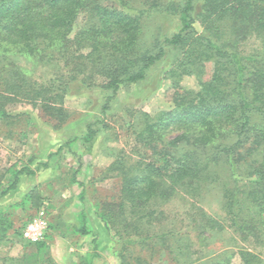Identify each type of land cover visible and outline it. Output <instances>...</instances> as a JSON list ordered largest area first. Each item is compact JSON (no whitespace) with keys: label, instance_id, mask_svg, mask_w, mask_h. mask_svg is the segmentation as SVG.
Masks as SVG:
<instances>
[{"label":"trees","instance_id":"16d2710c","mask_svg":"<svg viewBox=\"0 0 264 264\" xmlns=\"http://www.w3.org/2000/svg\"><path fill=\"white\" fill-rule=\"evenodd\" d=\"M156 14L179 26L147 41L145 19ZM81 15L83 26L72 37ZM10 48L62 71L37 88L4 65L0 54V119L12 116L8 104L27 100L59 127L70 116L61 104L67 92L103 88L104 115L123 87L144 82L153 67L170 59L165 77L175 88L172 109L134 114V146L106 171L117 173L119 196L94 204L97 217L114 231L112 254L118 264H152L158 256L168 264H232L236 256L239 264H264L256 251L264 248V0H0V50ZM185 76H195L199 89L183 88ZM96 126L88 123L49 158L76 141L91 148ZM169 130L178 134L166 141ZM34 160L0 173V199L23 176L49 167L45 161L33 168ZM72 181L82 187L84 201V183ZM211 189L220 193L221 215L201 204ZM172 199L185 201V214L167 217L163 206ZM11 227L0 210V244ZM73 229L93 234L96 249L86 210ZM215 236L226 237V245L214 253L207 247ZM25 241L35 250L0 264H56L45 238ZM99 256L94 250L80 264Z\"/></svg>","mask_w":264,"mask_h":264},{"label":"rangeland","instance_id":"374dc122","mask_svg":"<svg viewBox=\"0 0 264 264\" xmlns=\"http://www.w3.org/2000/svg\"><path fill=\"white\" fill-rule=\"evenodd\" d=\"M83 22L84 15H81L72 37L83 26ZM178 26L174 19L156 14L145 19L143 35L145 40L152 41L155 36L172 33ZM195 26L199 31L202 30L199 22ZM253 41L245 48L250 49ZM0 54L6 56L4 65L21 72L23 78L27 81L29 78L37 88L48 85L62 71L60 65L39 62L19 48H10L7 52L0 50ZM169 63L170 59H166L153 67L144 82L123 87L111 109L104 115L101 113L106 98L103 88L92 87L82 93L67 92L61 104L69 110L70 116L60 127L44 114L39 104L18 100L7 105L12 116L6 120L0 119V173L11 167L30 165L32 157L35 158L31 163L33 168L38 162L45 161H48L49 167L41 169L34 176H23L18 188L0 199V210L7 214L8 222L12 224L7 239L0 244L1 261L3 258H19L35 250V246L23 238L22 229L40 210H44L48 220L45 239L56 264H80L82 256L94 250L100 256L93 264H118L112 254L114 231L108 230L97 217L94 204L98 200L119 196L117 173L106 171L122 150L129 153L134 146V135L129 130V122L134 114L142 110L154 115L172 109L175 88L172 81L165 77ZM181 85L183 88L199 89L195 76H185ZM90 122H97L96 128L99 129L91 148L76 141L71 147H65L61 155L49 158V154L68 139L83 134ZM177 134V131L169 130L163 136L169 141ZM73 177L84 183V201L80 199L82 187L72 181ZM201 204L213 215L222 214L218 189L209 190ZM187 208L185 201L179 199H172L163 206L167 217L177 212L185 214ZM83 209L88 214L89 228L98 236L96 249L92 242L93 234L82 236L73 229V225L79 223ZM225 239L224 236L211 238L208 251L215 253L223 249ZM256 251L264 258V248H257ZM239 263L240 258L236 256L232 264ZM152 264L168 262L158 256Z\"/></svg>","mask_w":264,"mask_h":264},{"label":"built area","instance_id":"2783aa9c","mask_svg":"<svg viewBox=\"0 0 264 264\" xmlns=\"http://www.w3.org/2000/svg\"><path fill=\"white\" fill-rule=\"evenodd\" d=\"M48 228V220L44 210L28 221L23 228V237L30 242H39L44 240Z\"/></svg>","mask_w":264,"mask_h":264}]
</instances>
